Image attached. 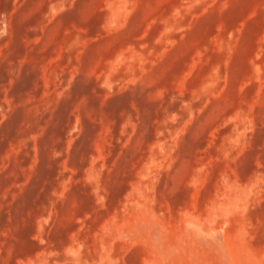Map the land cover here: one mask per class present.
Instances as JSON below:
<instances>
[{
	"label": "rangeland",
	"instance_id": "obj_1",
	"mask_svg": "<svg viewBox=\"0 0 264 264\" xmlns=\"http://www.w3.org/2000/svg\"><path fill=\"white\" fill-rule=\"evenodd\" d=\"M0 264H264V0H0Z\"/></svg>",
	"mask_w": 264,
	"mask_h": 264
}]
</instances>
